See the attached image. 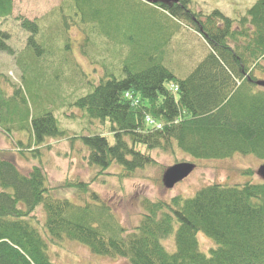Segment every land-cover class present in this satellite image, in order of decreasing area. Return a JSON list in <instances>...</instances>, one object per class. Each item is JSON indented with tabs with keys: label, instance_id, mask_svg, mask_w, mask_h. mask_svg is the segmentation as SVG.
I'll return each mask as SVG.
<instances>
[{
	"label": "trees",
	"instance_id": "trees-1",
	"mask_svg": "<svg viewBox=\"0 0 264 264\" xmlns=\"http://www.w3.org/2000/svg\"><path fill=\"white\" fill-rule=\"evenodd\" d=\"M142 1L143 9H137L132 26L123 27L113 19V30L101 9L82 10L83 21L93 24V33L127 50L118 54L119 76L104 68L94 90L73 104L85 120L108 126L114 139L110 142L98 130L83 136L88 164L103 171L116 164L131 175L156 164L153 150L169 152L174 147L196 159L241 154L264 162V87L258 85L256 74L264 71V0H257L237 18L219 9L207 15L194 11L192 0ZM15 2L0 0V51L16 55L8 43L11 33L1 27L14 19L32 33L29 44L40 52L35 40L38 23L14 17ZM85 2L92 4V0ZM170 20L177 26L189 24L209 47L208 55L184 78L167 66L165 33L174 25ZM14 94L22 99L20 89L15 88ZM11 108L6 120H0L1 126L10 125L7 131L19 117ZM3 111L0 106L1 115ZM59 123L45 110L33 116L30 124H18L21 129L30 126L31 133L30 143L19 141L20 145L32 150V142L39 146L48 138H65L67 131ZM89 187L82 180L59 185L80 193H88ZM53 190L42 165L24 173L0 150V264H59L49 252L63 248L67 241L130 264H264L263 179L214 183L191 197L176 196L170 201L146 199V212L132 230L118 221L96 193L92 202L76 204ZM199 234L216 244L209 253L201 250ZM171 238L175 250L166 244Z\"/></svg>",
	"mask_w": 264,
	"mask_h": 264
},
{
	"label": "rangeland",
	"instance_id": "rangeland-1",
	"mask_svg": "<svg viewBox=\"0 0 264 264\" xmlns=\"http://www.w3.org/2000/svg\"><path fill=\"white\" fill-rule=\"evenodd\" d=\"M256 1L192 0L191 7L205 15L219 9L225 15L237 18L244 15L246 9ZM87 4L85 0H16L14 17L25 16L38 23L39 32L35 40L42 49L40 52L29 44L31 32L23 29L14 19L2 22L1 27L11 33L8 43L16 55L0 51V106L5 115L0 113V120H6L10 106L19 116L10 131L5 129L10 125H0V150L4 157L12 160L24 173H28L33 165H42L49 186L54 188L52 193L76 204H83L86 200L92 202V193H96L127 230L139 225L146 212V199L170 201L176 196L191 197L204 186L214 183L235 185L262 181L258 170L263 162L255 156L236 154L227 159L202 160L176 147L169 152L153 150L151 155L156 164L140 168L131 175L116 164L104 171L88 164L89 150L82 141L83 136L98 130L107 134L110 142L113 143L114 139L108 126L104 128L100 122L95 124L87 117L85 120L82 111L73 104L94 90L100 75L104 74V68L119 76L121 61L118 54H125L127 50L118 49L113 40H108L99 32L93 33V24L87 25L83 21L82 10L84 7L101 9L110 18V29L113 30L114 20L123 27L132 26L137 9H143L144 2L92 0L91 5ZM141 17V13L137 15L138 20ZM162 17L167 19L164 15ZM170 23L174 25L168 27L165 33L170 54L167 66L177 76L184 78L208 55L209 47L189 24L177 26L173 20ZM256 74L260 80H264V71L258 70ZM15 88L22 91V99L14 94ZM45 110L57 117L67 135L65 138H48L39 146L32 142V150L21 146L19 141L30 143L31 133L30 126L29 130L21 129L18 124H30L33 116L42 115ZM26 114L28 118H25ZM38 149L39 153L36 152ZM143 151H146L145 147ZM184 161L196 163V169L172 189H167L163 184L164 172L168 167ZM248 170H253V173L246 174ZM66 180L88 182L89 192L59 188ZM38 215L43 216L40 212ZM198 237L203 252L209 253L211 247H216L205 235L199 234ZM166 244L175 250L172 238ZM51 251V260L59 264H130L124 258L93 254L77 242L67 241L63 248L53 247Z\"/></svg>",
	"mask_w": 264,
	"mask_h": 264
},
{
	"label": "water",
	"instance_id": "water-1",
	"mask_svg": "<svg viewBox=\"0 0 264 264\" xmlns=\"http://www.w3.org/2000/svg\"><path fill=\"white\" fill-rule=\"evenodd\" d=\"M257 83L264 87V80H259ZM194 169L195 164L191 162H180L168 167L163 175L164 186L172 189L177 183L187 178ZM259 173L264 178V164L260 166Z\"/></svg>",
	"mask_w": 264,
	"mask_h": 264
}]
</instances>
